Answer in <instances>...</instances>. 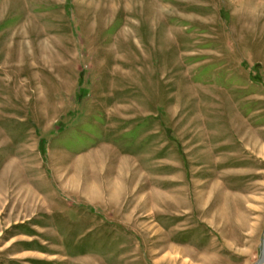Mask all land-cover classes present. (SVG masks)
Instances as JSON below:
<instances>
[{"label":"rangeland","instance_id":"rangeland-1","mask_svg":"<svg viewBox=\"0 0 264 264\" xmlns=\"http://www.w3.org/2000/svg\"><path fill=\"white\" fill-rule=\"evenodd\" d=\"M0 159V264H264V0H0Z\"/></svg>","mask_w":264,"mask_h":264},{"label":"crops","instance_id":"crops-1","mask_svg":"<svg viewBox=\"0 0 264 264\" xmlns=\"http://www.w3.org/2000/svg\"><path fill=\"white\" fill-rule=\"evenodd\" d=\"M9 163H10L9 161L5 163L3 160L0 159V168H5L6 166H9L11 164V163L10 164Z\"/></svg>","mask_w":264,"mask_h":264}]
</instances>
